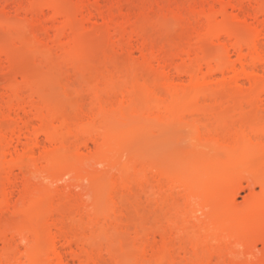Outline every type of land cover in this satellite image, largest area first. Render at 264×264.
Segmentation results:
<instances>
[{"label": "rangeland", "instance_id": "rangeland-1", "mask_svg": "<svg viewBox=\"0 0 264 264\" xmlns=\"http://www.w3.org/2000/svg\"><path fill=\"white\" fill-rule=\"evenodd\" d=\"M257 53L264 0H0V264H264Z\"/></svg>", "mask_w": 264, "mask_h": 264}, {"label": "bare ground", "instance_id": "bare-ground-1", "mask_svg": "<svg viewBox=\"0 0 264 264\" xmlns=\"http://www.w3.org/2000/svg\"><path fill=\"white\" fill-rule=\"evenodd\" d=\"M247 57L248 56H246V59L244 60V59H240V68L239 69H236L235 71H233V73L234 72H236V74L234 73L233 74V79L234 78H239L241 75L242 76H244L245 74H250L251 76L252 75H254V77H255V75L256 74H258L259 75V73L258 72H256V68L258 69L259 67L260 68H262L263 69V72H264V56H261L260 54H255V55H253V56H251L250 57V59L253 61V64H254V66H253V68L251 67L250 68V70H247L246 69V66L248 65V59H247ZM243 58V57H242ZM241 60H243V61H241ZM214 63H215V61H214ZM258 66V67H257ZM256 67V68H255ZM234 68H236V67H234ZM259 68V69H260ZM215 69V67L214 68H212V71ZM234 70V69H233ZM235 75V76H234ZM249 76V75H248ZM235 80V79H234ZM21 130V129H20ZM15 131V130H14ZM16 133H17V131H15ZM14 132V133H15ZM18 132H20L19 131V129H18ZM21 132H23V131H21ZM20 132V133H21ZM38 132V131H37ZM20 133H18V134H15V136H14V134H13V138L15 137V139H16V141L17 142H19L20 143V137H22L21 135H23L24 133H22L21 135H20ZM39 133H40V131H39ZM12 137V135L10 136V138ZM13 138H11V139H13ZM36 140H38V139H36ZM34 141V140H33ZM39 143V142H38ZM16 144H18V143H16ZM34 144H37V143H34ZM65 175H67L66 173H65ZM64 176V175H63ZM63 176H62V178H63ZM239 190H240V187H237V188H235L234 190H233V192H232V194L235 196L236 194H238L239 193Z\"/></svg>", "mask_w": 264, "mask_h": 264}]
</instances>
